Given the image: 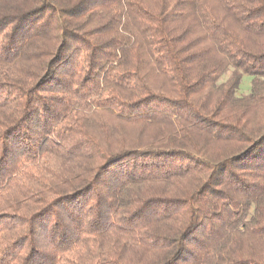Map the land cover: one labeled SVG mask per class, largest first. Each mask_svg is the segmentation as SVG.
<instances>
[{
  "label": "trees",
  "instance_id": "obj_1",
  "mask_svg": "<svg viewBox=\"0 0 264 264\" xmlns=\"http://www.w3.org/2000/svg\"><path fill=\"white\" fill-rule=\"evenodd\" d=\"M0 264H264V0H0Z\"/></svg>",
  "mask_w": 264,
  "mask_h": 264
},
{
  "label": "rangeland",
  "instance_id": "obj_2",
  "mask_svg": "<svg viewBox=\"0 0 264 264\" xmlns=\"http://www.w3.org/2000/svg\"><path fill=\"white\" fill-rule=\"evenodd\" d=\"M229 73H230V70L228 71V73L225 74V76L221 79V81H225L226 78L229 76ZM251 80L252 78L247 75L242 76L239 89L236 94L238 97L247 95L249 93L250 88H251Z\"/></svg>",
  "mask_w": 264,
  "mask_h": 264
}]
</instances>
